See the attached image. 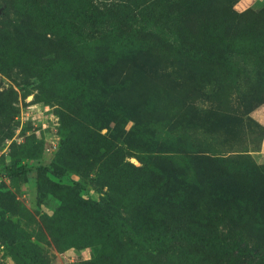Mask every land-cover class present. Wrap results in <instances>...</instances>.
<instances>
[{"label":"rangeland","instance_id":"374dc122","mask_svg":"<svg viewBox=\"0 0 264 264\" xmlns=\"http://www.w3.org/2000/svg\"><path fill=\"white\" fill-rule=\"evenodd\" d=\"M0 264H264V0H0Z\"/></svg>","mask_w":264,"mask_h":264},{"label":"trees","instance_id":"16d2710c","mask_svg":"<svg viewBox=\"0 0 264 264\" xmlns=\"http://www.w3.org/2000/svg\"><path fill=\"white\" fill-rule=\"evenodd\" d=\"M115 170H117V169L115 168ZM17 173H18V170H13V169H11L9 166H7V167L5 168V173H3V174L8 175V176H14V175H16Z\"/></svg>","mask_w":264,"mask_h":264}]
</instances>
